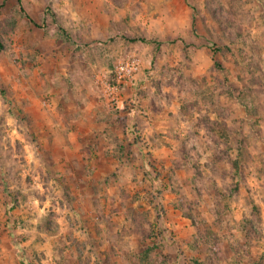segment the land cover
<instances>
[{"label":"rangeland","instance_id":"rangeland-1","mask_svg":"<svg viewBox=\"0 0 264 264\" xmlns=\"http://www.w3.org/2000/svg\"><path fill=\"white\" fill-rule=\"evenodd\" d=\"M0 264H264V0H0Z\"/></svg>","mask_w":264,"mask_h":264},{"label":"trees","instance_id":"trees-1","mask_svg":"<svg viewBox=\"0 0 264 264\" xmlns=\"http://www.w3.org/2000/svg\"><path fill=\"white\" fill-rule=\"evenodd\" d=\"M136 40H134V39H132V40H130V42H135ZM158 186V185H157ZM156 192H159V189L157 188L156 189Z\"/></svg>","mask_w":264,"mask_h":264}]
</instances>
